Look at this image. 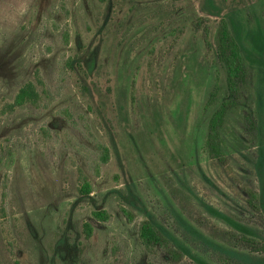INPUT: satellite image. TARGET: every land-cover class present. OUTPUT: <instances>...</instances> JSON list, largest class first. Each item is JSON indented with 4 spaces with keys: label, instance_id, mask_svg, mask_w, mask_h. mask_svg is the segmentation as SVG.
Masks as SVG:
<instances>
[{
    "label": "rangeland",
    "instance_id": "374dc122",
    "mask_svg": "<svg viewBox=\"0 0 264 264\" xmlns=\"http://www.w3.org/2000/svg\"><path fill=\"white\" fill-rule=\"evenodd\" d=\"M214 3L219 9L208 0H0V264H196L146 249L147 209L213 264L231 262L177 214L223 246L257 251L210 206L264 243V211L249 203V191H261L264 48L252 36L264 32V0ZM232 18L251 53L215 150L209 122L226 97V72L214 43L220 21ZM37 71L42 104L11 108ZM99 209L111 218H94Z\"/></svg>",
    "mask_w": 264,
    "mask_h": 264
},
{
    "label": "trees",
    "instance_id": "16d2710c",
    "mask_svg": "<svg viewBox=\"0 0 264 264\" xmlns=\"http://www.w3.org/2000/svg\"><path fill=\"white\" fill-rule=\"evenodd\" d=\"M106 1V0H101ZM208 3L213 9H219L214 0H208ZM232 25V31L230 28ZM243 28L233 18L228 22L225 19L220 21V27L217 34L216 41L214 43V51L217 59L221 63L226 72V97L222 103L218 106L209 122L208 130V145L212 149H220L219 141V128L223 125L228 113L237 105L240 93L245 84L248 74V64L246 60V53L248 52L245 39L243 37ZM252 36L255 45L264 48V32L257 31ZM209 45H210V41ZM247 42V41H246ZM212 46V43L211 45ZM251 52H248L250 54ZM44 81L39 73L36 72L35 80H29L25 82L19 89L15 100L9 106L14 108L16 106L30 104L32 106L39 107L42 104L43 93L46 92L44 87ZM220 91L219 85H215L212 90L208 105L215 102ZM249 115H247V118ZM101 159L104 163L109 161V149L106 145L100 144ZM256 169L261 182V191L258 193L249 191L250 200L249 203L253 207H260L264 211V142L259 147V157L256 163ZM80 192L84 195L91 193V184L88 181H84L80 188ZM210 211L225 219L228 223L234 226L236 229L242 231L245 238L248 240L250 247L255 248L258 254L252 252L239 251L237 249L228 248L220 243H217L202 232L191 226L185 221L179 214H177L180 222L193 234L197 239L202 241L206 246L210 248L212 252H216L227 259L231 263L235 264H264V243L254 240L253 231L249 227L240 224L226 214L207 206ZM124 214L130 221L134 220V213L127 208H122ZM146 220L141 224L139 230L140 240L146 249L151 253H157L159 249H162L167 253L168 257L174 260H180L183 256H188L196 264H213L202 255L196 254L193 250L181 241L172 230L167 228L163 223L152 214L148 209L145 210ZM94 218L101 221H108L111 218V214L104 209L94 210L92 212ZM94 227L90 221L84 223V233L87 238L93 235ZM248 234V236H247ZM251 236V237H250ZM260 252V253H259ZM230 263V264H231Z\"/></svg>",
    "mask_w": 264,
    "mask_h": 264
}]
</instances>
